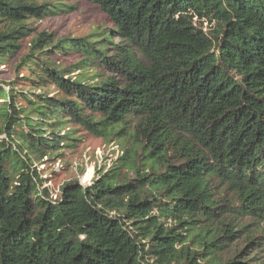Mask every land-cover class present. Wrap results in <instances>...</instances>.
<instances>
[{"label": "trees", "instance_id": "obj_1", "mask_svg": "<svg viewBox=\"0 0 264 264\" xmlns=\"http://www.w3.org/2000/svg\"><path fill=\"white\" fill-rule=\"evenodd\" d=\"M86 1L111 29L56 37L31 22L51 2L0 0V264H264V0ZM133 120L135 178L54 198L34 162L67 125Z\"/></svg>", "mask_w": 264, "mask_h": 264}, {"label": "rangeland", "instance_id": "obj_2", "mask_svg": "<svg viewBox=\"0 0 264 264\" xmlns=\"http://www.w3.org/2000/svg\"><path fill=\"white\" fill-rule=\"evenodd\" d=\"M29 3L43 5L51 2V9L58 15H51L42 21H31L38 31H46L56 37L72 36L86 38L96 29H111L112 25L102 12L86 0H26ZM62 10V11H61ZM206 29L208 28L205 25ZM118 43V41H116ZM73 61L68 60L69 65ZM22 72L21 77L26 75ZM14 61L1 67L0 82H10L15 78ZM47 90V91H46ZM46 93L54 96L58 90L48 85ZM135 120L124 129L121 126L99 128L102 133L90 132L77 124H69L63 130L71 138L67 145L57 152L44 155L41 162H34L41 178L56 198L62 186L69 182L80 181L82 185H92L94 180L102 184L123 185L135 178L130 164V156L135 149L133 140ZM3 137H0V139ZM102 177V178H101ZM133 183V182H132ZM232 250L247 247L244 233L237 235ZM252 253L248 249L246 256ZM264 256V255H263ZM262 256V257H263ZM263 259V258H262Z\"/></svg>", "mask_w": 264, "mask_h": 264}]
</instances>
